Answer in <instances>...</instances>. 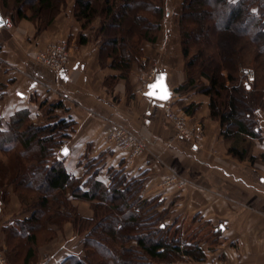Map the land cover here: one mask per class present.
I'll use <instances>...</instances> for the list:
<instances>
[{
    "label": "crops",
    "instance_id": "obj_1",
    "mask_svg": "<svg viewBox=\"0 0 264 264\" xmlns=\"http://www.w3.org/2000/svg\"><path fill=\"white\" fill-rule=\"evenodd\" d=\"M98 26L96 21L93 30L84 31L71 5L40 34L35 24L16 15L0 28L2 128L7 130L10 119L20 111H28L30 122L42 125L48 106L61 102L63 107L54 115L74 122L69 139L57 150L69 175L109 186L111 173L121 172L141 181L143 199L160 198L165 205H185L186 215L203 214L200 217L215 226L218 241L200 244L205 259H190L189 264H264L263 118L259 116L262 138L253 140L251 150L255 162L239 161L228 153L230 143L222 136L220 123L211 118L209 97L176 91L187 80L176 25H161L155 43H142V57L134 62L127 79L110 68V61L101 65V44L95 36ZM80 34L87 38L86 43H79ZM53 42H68L71 49L70 62L60 72L38 58ZM154 69L158 76L166 77L172 93L168 101L172 111L185 115L189 135L177 130L163 102L138 92L155 81L150 78ZM190 106L194 107L187 113ZM120 126L145 144L141 156L132 159L130 151L113 143L111 134ZM64 148L68 149L65 155ZM171 179L184 182L185 187L173 182L163 188ZM9 193L8 203L0 201V218L11 203V216H6L9 221L2 227H17L30 214L12 186ZM73 205L82 217L93 218L90 202L74 200ZM241 207L247 212H241ZM62 229L63 239L42 246L34 264L54 248L65 251L64 258L82 254L81 236L73 225L66 223ZM73 243H80L78 251Z\"/></svg>",
    "mask_w": 264,
    "mask_h": 264
},
{
    "label": "trees",
    "instance_id": "obj_2",
    "mask_svg": "<svg viewBox=\"0 0 264 264\" xmlns=\"http://www.w3.org/2000/svg\"><path fill=\"white\" fill-rule=\"evenodd\" d=\"M3 2L6 5L8 0ZM14 2L17 18L35 24L40 34L61 13L66 0ZM73 12L83 30H93L99 21L95 36L101 44L100 63L105 66L110 61V68L124 79L142 57V43L157 41L164 17L163 0H75ZM179 26L187 80L176 91L209 97L211 118L220 123L222 136L230 143L228 153L253 164V140L260 138L254 130L255 111L264 109V0H183ZM86 42L80 34L79 43ZM249 61L258 72L253 84L239 78ZM239 81L241 86H235ZM62 107L61 102L49 105L42 125L31 123L28 111L16 113L7 130L0 124V152L14 156L11 170L0 171L6 179L14 173L11 185L30 214L17 227H9L11 264H34L38 248L66 223L81 236L83 252L60 264L203 261L205 253L198 243L171 237L172 229L159 212L163 200L143 199L140 180L113 171L107 186L67 173L58 151L74 122L54 115ZM7 198L8 192L3 201ZM74 200L90 202L93 218L82 217Z\"/></svg>",
    "mask_w": 264,
    "mask_h": 264
},
{
    "label": "rangeland",
    "instance_id": "obj_3",
    "mask_svg": "<svg viewBox=\"0 0 264 264\" xmlns=\"http://www.w3.org/2000/svg\"><path fill=\"white\" fill-rule=\"evenodd\" d=\"M182 2L183 0H163L164 17L161 22L162 26L169 25V23H171L174 26L176 25L180 32L179 23H180V15L182 13ZM74 4H75V0H66L65 6L62 8V11H67L68 7H71V5L74 7ZM0 14L3 17V20H9L11 22L13 19V16L14 15L17 16L16 5H15L14 0H8L6 5H4L3 0H0ZM84 31H87V30H84ZM55 43H59V42H53V43H50L49 45H52ZM66 44H67L68 51H69L68 54H69V62H70V58H71L70 50L71 49H70L69 43L66 42ZM47 47L44 49V51H46ZM249 63L250 64H246L245 66L241 68L239 78H241V80L245 82L246 84H253L255 83V79L257 77L258 72L255 69L256 66L252 65L253 62L249 61ZM247 70L252 71L254 74V80L252 82H249L247 79V76L245 74V71ZM240 83L242 82L241 81L237 82L235 86H241ZM175 114L179 117L185 118V115L181 113L177 112ZM259 116H261L263 118L262 120H264V109L259 108L255 111L256 126L254 130L260 136V138H258L260 140L262 138V129H261L262 120L260 121ZM253 145H254V142H253ZM13 163H14L13 154L5 155L4 153L0 152V166H1L0 169L1 170L5 168L11 170ZM13 175L14 173L12 172L11 175L7 176V179H6L5 176L1 174V171H0V177H2V179L0 180V201H2L3 204H6L9 202V199H10L9 190L11 191V186H12L11 180L13 179ZM174 180L176 181H173V179L166 180L164 184L162 185L163 188H166L169 184L171 185L173 182L178 183L177 185L179 188L185 187L184 182L177 181V179H174ZM7 192H8V198H7V201L4 202L3 195H5ZM2 207L4 206L2 205ZM185 208H186L185 205H181V206L175 205V204L165 205L164 203H161L159 206V212H162V214L165 216V220H166L165 222L172 229L171 237L180 238L183 242L188 243V244L198 243L199 245L200 244L212 245L216 243L218 241V237L213 233L215 226H212L209 222L204 221L203 218L200 217V216H204L201 213H197L194 215L188 213L186 215ZM240 211L247 212V210L242 207ZM6 216H11V203L7 209L4 208V211L0 218V264H11V248L8 249V243H7V238L8 236L11 235L9 231L10 228L8 227L7 229V227H2L3 225L6 224V222L9 221V220L6 221L7 220ZM190 216H193V217H190ZM62 233H63V229L58 230L55 237L50 242H48V244L52 243L53 241L62 240L64 237ZM44 245L45 244H42V246ZM71 245L73 247L74 245H76V243H73ZM71 245L69 247H71ZM42 246L38 248V251H37L38 253L36 257H38L39 249ZM76 246L77 248L75 249L76 251H78V249L80 248V243L77 244ZM50 251L51 252L44 254V256H42L43 257L42 259L39 258L40 260H38L39 262L37 264H45L44 262L47 260L48 261L46 264H60L59 262L64 258V255L67 254V253H64L65 251L63 252L62 249H57V248H54L53 250H50ZM179 261L180 262L178 264H189L190 259L184 258V259H180ZM34 263H36L35 260H34Z\"/></svg>",
    "mask_w": 264,
    "mask_h": 264
},
{
    "label": "built area",
    "instance_id": "obj_4",
    "mask_svg": "<svg viewBox=\"0 0 264 264\" xmlns=\"http://www.w3.org/2000/svg\"><path fill=\"white\" fill-rule=\"evenodd\" d=\"M4 22L8 23V20H4ZM68 52L69 51L66 42H59L49 45L46 51H43L41 54H39L38 58L42 64L50 67L55 72H60L61 70L66 68L69 62ZM245 74L249 82H252L254 80V74L252 71L247 70L245 71ZM157 77L158 76L156 70H153L151 72L150 78L156 79ZM150 85L151 83L148 82L138 92L145 95ZM163 109L166 110L169 119L174 122L181 134L185 136L190 134V131L188 130L185 122V118L177 116L174 111H172L169 101L163 102ZM111 140L113 141V143L120 145L125 150L130 151L132 159L141 156V154L145 150V144L141 140H139L128 128L125 127H116L111 134ZM47 261H45L44 263L46 264Z\"/></svg>",
    "mask_w": 264,
    "mask_h": 264
},
{
    "label": "water",
    "instance_id": "obj_5",
    "mask_svg": "<svg viewBox=\"0 0 264 264\" xmlns=\"http://www.w3.org/2000/svg\"><path fill=\"white\" fill-rule=\"evenodd\" d=\"M5 25V22L3 20V17L0 14V28ZM146 96L161 102L168 101L172 93L169 90V87L166 83V77L165 76H158L155 81L150 85L149 90L146 93ZM68 149L64 148L62 153L65 155L67 154Z\"/></svg>",
    "mask_w": 264,
    "mask_h": 264
}]
</instances>
